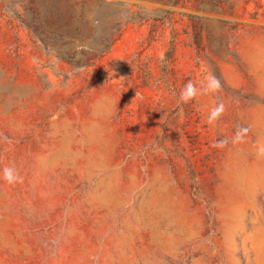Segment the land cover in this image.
I'll return each instance as SVG.
<instances>
[{"label":"rangeland","instance_id":"1","mask_svg":"<svg viewBox=\"0 0 264 264\" xmlns=\"http://www.w3.org/2000/svg\"><path fill=\"white\" fill-rule=\"evenodd\" d=\"M262 145L264 0H0V264H264Z\"/></svg>","mask_w":264,"mask_h":264},{"label":"clouds","instance_id":"2","mask_svg":"<svg viewBox=\"0 0 264 264\" xmlns=\"http://www.w3.org/2000/svg\"><path fill=\"white\" fill-rule=\"evenodd\" d=\"M221 89L220 81L211 73H208L205 80L201 82V88L197 89L196 85L191 81H188L180 91L178 104H187L197 97V95H208L218 93ZM224 112L223 103H219L214 106L207 117V122L209 124L214 123ZM248 129L240 128L237 130L233 143L241 141L243 133H246ZM227 143L226 140L218 141L215 145L216 147H223ZM258 155L264 156V145L260 146L258 150ZM8 183H14L19 177L15 174L13 168H5L3 170V176L0 177Z\"/></svg>","mask_w":264,"mask_h":264}]
</instances>
